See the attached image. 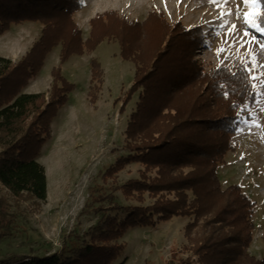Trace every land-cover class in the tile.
<instances>
[{
  "label": "trees",
  "instance_id": "trees-1",
  "mask_svg": "<svg viewBox=\"0 0 264 264\" xmlns=\"http://www.w3.org/2000/svg\"><path fill=\"white\" fill-rule=\"evenodd\" d=\"M258 1L264 13V0ZM81 7L82 0H0V34L24 21L43 24L40 37L20 60L0 55V182L19 200L47 198L46 169L38 159L51 137L53 119L75 87L63 75L62 64L113 37L120 41L123 57L135 62L129 94H139L126 128L127 154L105 174L141 163L140 177L119 186L136 203L99 197L110 198L109 205L99 206L100 218L86 232L89 239L79 238L47 255L0 259V264H125L119 260L125 244L118 239L129 228L157 226L177 216L191 218L183 247L189 255L181 258L182 264H264V255L250 251L256 201L238 183L223 187L219 176L234 148L238 111L259 97L251 65L236 61L232 67L207 69L198 57L206 44L203 27L170 22L161 10L144 21L114 10L99 13L90 20V36L84 40L75 20ZM257 18L264 24V15ZM58 45L60 64L52 70L49 95L24 92ZM91 64L89 94L95 102L104 70L95 57ZM11 205L0 197V228L7 224ZM6 234L0 229V238Z\"/></svg>",
  "mask_w": 264,
  "mask_h": 264
},
{
  "label": "rangeland",
  "instance_id": "rangeland-1",
  "mask_svg": "<svg viewBox=\"0 0 264 264\" xmlns=\"http://www.w3.org/2000/svg\"><path fill=\"white\" fill-rule=\"evenodd\" d=\"M82 0L75 20L83 30L84 40L91 32L90 20L97 14L114 10L130 20L144 21L150 12L161 10L170 22L181 20L189 27L201 25L206 44L198 57L207 69L213 66L232 67L236 61L249 63L254 89L259 95L254 104L238 111L240 125L233 135L234 148L219 168L223 187L238 183L255 201L256 230L250 251L264 255V33L245 22V13L252 8L243 0ZM261 4L258 1L256 9ZM223 13V15H221ZM253 23L264 28L256 16ZM223 25V27H221ZM235 25L232 35L229 30ZM43 24L24 21L13 24L0 34V55L20 60L40 37ZM250 35L245 37L244 32ZM252 37H256L255 40ZM61 45L46 57L41 71L29 80L24 92L49 91L52 70L60 64ZM223 49L218 53V50ZM104 70L98 97L90 96L92 58ZM135 62L124 58L120 41L113 37L100 40L93 51L73 54L62 64L63 75L75 84L68 100L52 122L51 137L43 145L39 161L45 166L48 195L45 200L15 198L0 182V197L11 202L7 224L1 226L6 236L0 238V259L27 255H47L65 245L89 236L86 232L100 218V205L113 195L122 204L136 203L127 198L123 183L139 178L144 166L126 164L114 175L105 172L116 160L127 154L126 128L136 108L138 91L129 94L135 79ZM246 121V122H245ZM242 130V131H241ZM153 201L148 199V202ZM191 220L177 216L157 226L131 227L118 239L125 244L119 260L125 264H182L188 257L185 227Z\"/></svg>",
  "mask_w": 264,
  "mask_h": 264
},
{
  "label": "snow or ice",
  "instance_id": "snow-or-ice-1",
  "mask_svg": "<svg viewBox=\"0 0 264 264\" xmlns=\"http://www.w3.org/2000/svg\"><path fill=\"white\" fill-rule=\"evenodd\" d=\"M210 2H212V3H216L217 0H210ZM225 2H226V0H225ZM243 3H244L246 6H249V7L252 8V11H251V12H246V13H245V22H246V23H249V26H250V27H254V28H256L257 32L264 33V28H260L257 24L253 23L252 20H251V17H253V16H256V15H264V13L259 12V11H257V9H256V4L258 3V0H243ZM221 15H223V13H221ZM221 27H223V25H221ZM235 28H236V26L233 25L232 28L229 30V33H228V34H229V35H232L233 30H234ZM249 35H250V34H249L247 31L244 32V36H245V37H247V36H249ZM252 39L255 40L256 37H252ZM262 47H264V46H262ZM222 51H223V49H220V50H218V53H219V52H222ZM237 118H239V115H238ZM245 122H246V121H245ZM241 131H242V130H241Z\"/></svg>",
  "mask_w": 264,
  "mask_h": 264
},
{
  "label": "bare ground",
  "instance_id": "bare-ground-1",
  "mask_svg": "<svg viewBox=\"0 0 264 264\" xmlns=\"http://www.w3.org/2000/svg\"><path fill=\"white\" fill-rule=\"evenodd\" d=\"M131 3H133V1L131 0Z\"/></svg>",
  "mask_w": 264,
  "mask_h": 264
}]
</instances>
